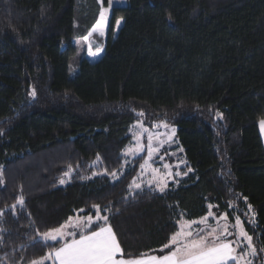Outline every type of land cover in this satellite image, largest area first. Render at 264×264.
Segmentation results:
<instances>
[{"label": "trees", "instance_id": "1", "mask_svg": "<svg viewBox=\"0 0 264 264\" xmlns=\"http://www.w3.org/2000/svg\"><path fill=\"white\" fill-rule=\"evenodd\" d=\"M108 4L0 0V264H29L60 248L38 233L77 214L95 217L93 205L107 220L91 230L109 226L123 259L157 252L180 219L204 217L212 205L230 223L239 217L259 264L264 0L111 5L105 39L91 37L103 54L91 62L83 40ZM139 119L174 126L188 161V176L163 193L129 195L144 156L109 177ZM69 166L70 182L59 187Z\"/></svg>", "mask_w": 264, "mask_h": 264}, {"label": "snow or ice", "instance_id": "2", "mask_svg": "<svg viewBox=\"0 0 264 264\" xmlns=\"http://www.w3.org/2000/svg\"><path fill=\"white\" fill-rule=\"evenodd\" d=\"M112 2L113 0H109V7H111ZM97 3L102 4L103 0H97ZM107 12L108 9L102 8L99 14V20L88 33V36L84 37L85 40H88L95 32H98L101 36L104 35ZM120 23L121 20L118 19L116 24L119 26ZM100 51V48H97L95 52L92 51L91 45H89L90 56L99 55ZM30 95L34 97L35 91L31 92ZM260 123L262 130H264V120ZM148 152L151 158L153 152L151 137H149ZM99 159V156H97V161ZM167 167L168 165H165V168ZM141 168H144V165H141ZM71 172L72 168L69 166L64 176H69ZM111 175L114 179L117 178L115 172ZM60 183H65L64 179H61ZM165 186L166 185H161L159 191L163 192ZM133 187L135 189H140L141 185L136 183L134 179L132 184L129 185V190L131 191ZM245 200H247L246 197ZM23 203V197L18 198L17 204L23 205ZM12 207L15 209V205ZM93 207L97 211V218L106 221V217H101L99 215L100 206L93 205ZM248 210L250 212L252 211V206L250 204L248 205ZM201 222L203 223L204 221L202 220ZM94 226L91 216L87 217L86 222H80L78 220L75 224L72 223V218L69 217V221L62 224L59 228L51 229L42 234L45 241L52 240L59 242L58 238L64 240L63 245L53 252H50L46 257L32 261V264H44L46 259L53 258V264H228L230 260L236 261V264H239V261L244 259L245 256H255L257 251L252 244L253 237L244 231L239 217L236 218L235 227L240 229L239 237H243V239L247 241V248L249 249V252L239 255V257L235 254L236 248L232 246L234 242H225L219 235L215 234L217 230L212 229V232L207 235L197 233L194 236L190 230L174 233L170 237L169 242L160 249L161 252L168 249L167 253L164 255H152L147 259H123L122 250L116 241L112 229L102 226L99 227L98 230L92 231L91 228ZM69 227L73 228V231H65V229ZM226 234L232 235L230 232ZM38 235L40 234L38 233ZM66 236H71L72 239H65ZM77 236L79 238H76ZM246 264H252V262L248 260Z\"/></svg>", "mask_w": 264, "mask_h": 264}, {"label": "rangeland", "instance_id": "3", "mask_svg": "<svg viewBox=\"0 0 264 264\" xmlns=\"http://www.w3.org/2000/svg\"><path fill=\"white\" fill-rule=\"evenodd\" d=\"M112 5L124 6L125 0H113ZM110 8L111 7H109V4L103 7V9H108L107 21L105 23V28H104V35L101 36L99 35L98 32H95L88 38V40H85V39L83 40L85 43L84 55L86 59L91 62L98 60L103 54V50L101 49L99 55L90 56L89 55V45H91V49H92L91 37L93 35L98 36L102 40L105 39L109 15H110ZM128 135H129L130 141L121 152L122 165L119 170L115 171V173L117 174V178L123 171H125L128 168V166H130L131 162L135 158L144 156V160L141 164V165H144V168H141V165H140L139 172L134 178L136 183L140 184L141 187L140 189H135L133 187L131 191L129 190V195H132L135 192L142 190V189H151L159 193H163L169 188V185L172 184V186L176 187L180 184V182L184 178L188 176L189 172L186 167L188 164V161L179 144V141L176 135V128L174 126L168 123H165V122H157V123H154L151 127H147L139 119L138 121H136L134 124L131 125ZM149 137H151V145L153 148L151 158L149 157V152H148ZM95 165H97V162L95 163ZM165 165H168V167L165 168ZM71 174L72 172L67 177L64 176L63 174L60 180L64 179L65 183L61 184L59 180L58 186L59 187L66 186L70 182ZM109 177L111 180L117 179V178L114 179L112 175H110ZM161 185H166L164 187L163 192L159 191V187ZM3 186H4V179H3L2 172L0 170V188H2ZM17 206H20V204H17ZM209 206H208L209 207L208 213L204 217H201L196 220H187L184 218L180 219L177 222V226H178L177 232L190 230L195 236L197 233L201 235H207L208 233L212 232V229H216L217 231L215 234L219 235L221 238H230V239L233 238V240H235L237 245L242 244L241 238L243 237H239L240 229L235 227L236 221L234 223H230L225 214L219 215L215 211L212 205H209ZM11 208L13 209V207ZM1 214H2V211L0 210V217H1ZM96 215H97V211H96ZM99 215L103 217L100 212H99ZM79 216L80 215L77 214L71 217L73 224H75L78 220L80 222L87 221L88 216H80V217ZM202 220L204 221L203 223L201 222ZM68 221L69 219L66 222ZM100 221H102V219H98L97 216L92 217L93 224L98 223ZM242 227H243V224H242ZM225 228H226V231H225ZM65 231H69V232L73 231V228L69 227L65 229ZM227 232L232 233V235H227L226 234ZM42 234L37 236V240H40L42 242H55L52 240L45 241L43 239ZM70 237L71 236H66L65 239L70 238ZM58 240L62 242L64 241L59 238ZM49 253H47L44 257H46ZM256 256L257 254L255 256H252L251 262L254 261ZM262 259L263 260L259 264H264V254L262 256ZM46 263H51V259H46L44 261V264ZM29 264H32V262H30Z\"/></svg>", "mask_w": 264, "mask_h": 264}, {"label": "crops", "instance_id": "4", "mask_svg": "<svg viewBox=\"0 0 264 264\" xmlns=\"http://www.w3.org/2000/svg\"><path fill=\"white\" fill-rule=\"evenodd\" d=\"M262 121V120H261ZM260 121V122H261ZM258 123V131H259V135H260V138H261V140H262V144H263V146H264V130H262V128H261V123ZM219 215H221V214H219ZM97 216V215H96ZM95 216V217H96ZM80 217V216H79ZM219 217H221V216H219ZM102 221H104L103 219H102ZM103 226H106V227H109V226H107V225H103ZM98 230V229H97ZM96 231V230H95ZM177 231H178V229H177ZM176 231V232H177ZM113 232V231H112ZM114 234V233H113ZM115 236V235H114ZM76 238H79L78 236L76 237ZM211 238V237H210ZM68 240H71L72 239V237H70V238H67ZM222 240H224L225 242H234L233 244H232V246L233 247H235L236 248V255L239 257V255H243L244 253H247V252H249V249L247 248V241L246 240H243V238H241V242H242V244H239V246H237V244H236V242H235V240H233V238L232 239H230V238H221ZM117 241V240H116ZM63 243H64V241H63ZM242 250H244V251H242ZM167 251H168V249H165L163 252H161L160 251V249L157 251V252H155V253H151V254H146V255H143V256H140V257H138V258H135V259H147L148 257H150V256H152V255H164V254H166L167 253ZM54 259V258H53ZM53 259H51V262L53 263ZM251 259H252V255H247L244 259H242V260H240L239 261V264H246V261H248V260H250L251 261ZM228 264H236V261H228Z\"/></svg>", "mask_w": 264, "mask_h": 264}]
</instances>
